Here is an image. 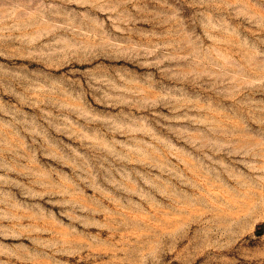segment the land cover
<instances>
[{
	"label": "rangeland",
	"instance_id": "1",
	"mask_svg": "<svg viewBox=\"0 0 264 264\" xmlns=\"http://www.w3.org/2000/svg\"><path fill=\"white\" fill-rule=\"evenodd\" d=\"M0 264H264V0H0Z\"/></svg>",
	"mask_w": 264,
	"mask_h": 264
}]
</instances>
